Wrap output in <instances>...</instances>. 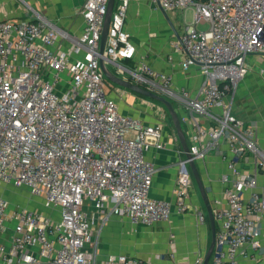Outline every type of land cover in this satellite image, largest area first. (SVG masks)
<instances>
[{"label": "built area", "instance_id": "2783aa9c", "mask_svg": "<svg viewBox=\"0 0 264 264\" xmlns=\"http://www.w3.org/2000/svg\"><path fill=\"white\" fill-rule=\"evenodd\" d=\"M130 1L114 3L104 55L98 48L107 0H84V26L75 36L40 14L0 19V181L28 188L59 212L55 219L23 207L10 209L0 193V231L7 218L13 223L9 245L0 243V264H148L125 254L98 259L93 237V227L111 215L146 225L171 216L170 201L149 195L157 169L145 157L151 147H165L163 125L120 112L105 91L99 64L102 56L123 68L119 60L134 58L125 29ZM150 1L164 12L191 10L192 20L171 48L181 68L196 67L203 81L190 96L184 87L174 92L172 76L141 58L124 70L133 82L186 109L195 160L221 143L235 157L262 156L255 127L232 114L230 94L248 71L246 58L264 55V0ZM58 37L82 55L71 61L65 51L53 49ZM227 167L232 176H221L225 207L214 213L219 230L213 264H238L244 245L260 246L264 193L255 189L256 177L234 160ZM189 186L183 169L173 190L178 210L189 207ZM245 189H251L248 200L242 197ZM202 263V257L194 261Z\"/></svg>", "mask_w": 264, "mask_h": 264}, {"label": "crops", "instance_id": "0c3cea01", "mask_svg": "<svg viewBox=\"0 0 264 264\" xmlns=\"http://www.w3.org/2000/svg\"><path fill=\"white\" fill-rule=\"evenodd\" d=\"M32 1L36 3L37 0ZM83 2L84 0H39V4H36L43 16L75 36L81 33L84 26L81 14ZM188 11L191 13L190 9L164 12L150 0H131L126 13L125 29L135 47L134 58L119 60L118 64L123 68L108 63V69L112 66L113 70H116L113 73L133 82L124 67L135 68L141 58L153 69L172 76L171 88L174 92L178 93L180 88L184 87L190 96L195 95L203 76L196 67L182 69L178 54L171 48V41L184 31ZM7 17L9 16L4 14L1 19ZM198 27L203 28L206 25ZM52 48L65 51L71 61L83 53L81 50L76 51L72 43L62 37L56 39ZM246 65L248 68L246 75L238 81L235 90L230 94L231 112L246 125L255 127L256 145L262 156L247 152L242 158L235 157L230 153L227 144L221 143L217 148L208 150L204 157L196 159L213 215L217 209L225 207L223 194L225 183L221 176L225 173L229 177L232 176L227 167L231 159L236 162L238 169L256 177L255 189L264 193V55H249L246 58ZM105 82L106 79L105 91L116 100L120 112L140 118L148 124L161 121L162 141L165 147L161 149L151 147L145 152V157L154 163L157 169L149 195L152 198L170 201L172 206L168 220L155 221L149 225L132 224L127 217L119 215H111L103 225L97 224L99 228L97 230L95 228L94 236L97 239L98 259H104L112 254H125L148 264H194L196 258H204L211 242V227L207 210L187 163L184 165L190 175L187 197L189 207L186 210H178L175 205L173 190L179 173L183 171L182 162L185 160L175 129L167 119L165 110L157 107L162 106L161 104L114 83ZM168 98L179 111L180 123L185 129L189 144L191 125L188 113L174 98ZM153 104L157 106L153 107ZM200 121L208 124L203 118H200ZM250 192L251 189L242 191L244 200L249 199ZM48 212L45 214L53 215L55 219L59 218L57 209L50 207ZM5 225L6 229L0 231V243L9 245L13 223L7 218ZM215 226L217 232L219 223L216 219ZM259 232L260 246L254 249L247 244L244 245L238 255V264H264V214L259 221ZM213 253L214 250L208 264H213Z\"/></svg>", "mask_w": 264, "mask_h": 264}, {"label": "water", "instance_id": "95a60500", "mask_svg": "<svg viewBox=\"0 0 264 264\" xmlns=\"http://www.w3.org/2000/svg\"><path fill=\"white\" fill-rule=\"evenodd\" d=\"M115 0H107V5H106V13L104 16L103 20V26L101 30V35L99 39V48L98 52L100 55H104V49L106 46L107 42V37H108V29L111 21V16L113 12V7H114ZM106 60L104 57L99 58V64L100 68L104 74V77L106 80L110 81L111 83H114L118 86L124 87L126 89H129L137 94L143 95L147 98L153 99L159 103H161L165 109L167 110L171 120L172 124L174 126L177 138L180 141L181 147L183 149V152L185 154V162L188 164L192 177L194 178V181L197 185V188L200 193V197L203 201V204L205 206V209L207 210V214L210 220V227H211V242L206 250V253L203 258V263L202 264H208L210 257L212 255V252L215 247V235H216V226H215V219L213 215V210L212 206L210 204L209 198L207 196L201 175L199 173V170L196 165V160L194 159L193 155L190 153L189 146L186 140V136L184 133V130L182 128V125L180 123V118H179V111L176 109V107L173 105L172 101L159 93L150 91L143 87L142 85H139L136 82L129 81L123 77H120L110 71L106 65ZM184 171H188L186 166L183 167ZM189 172V171H188Z\"/></svg>", "mask_w": 264, "mask_h": 264}, {"label": "rangeland", "instance_id": "374dc122", "mask_svg": "<svg viewBox=\"0 0 264 264\" xmlns=\"http://www.w3.org/2000/svg\"><path fill=\"white\" fill-rule=\"evenodd\" d=\"M38 1L39 0H37L36 3H38ZM36 3H34L32 0H0V19L4 14L5 16H9L7 18H20L28 15L34 17L37 14L42 15L40 13L41 10ZM191 20L192 13L188 11L186 13L185 21L189 22ZM108 63L111 62H106V65H108ZM110 70L112 72H116L115 69L113 70L112 66H110ZM108 82L110 81L107 80L105 83ZM0 193L3 194V196L8 200L9 208L23 207L42 212L44 214L49 213L48 211L50 207L44 204L43 199L39 196L33 195L26 187H14L11 184L0 181ZM95 228L96 230L99 228L97 224L93 227L94 240H96V236H94Z\"/></svg>", "mask_w": 264, "mask_h": 264}, {"label": "trees", "instance_id": "16d2710c", "mask_svg": "<svg viewBox=\"0 0 264 264\" xmlns=\"http://www.w3.org/2000/svg\"><path fill=\"white\" fill-rule=\"evenodd\" d=\"M138 95L141 96V97L147 98V97H145V96H143V95H140V94H138ZM147 99H150V98H147ZM150 100L155 101V100H153V99H150ZM171 101H172V100H171ZM155 102H157V101H155ZM158 103H159V102H158ZM172 103H173V102H172ZM159 104H161V103H159ZM161 105H162V104H161ZM162 106H163V105H162ZM163 108H164V110H165V113H166L167 119L169 120V122H170L172 128L174 129L173 124H172V120H171V118H170V116H169L167 110L165 109L164 106H163ZM183 129H184V128H183ZM184 132H185V129H184Z\"/></svg>", "mask_w": 264, "mask_h": 264}]
</instances>
